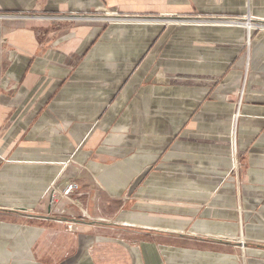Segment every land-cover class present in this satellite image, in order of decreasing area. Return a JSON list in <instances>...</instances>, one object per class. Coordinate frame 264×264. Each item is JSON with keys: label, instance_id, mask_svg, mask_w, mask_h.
I'll list each match as a JSON object with an SVG mask.
<instances>
[{"label": "crops", "instance_id": "0c3cea01", "mask_svg": "<svg viewBox=\"0 0 264 264\" xmlns=\"http://www.w3.org/2000/svg\"><path fill=\"white\" fill-rule=\"evenodd\" d=\"M0 15V264H264V0Z\"/></svg>", "mask_w": 264, "mask_h": 264}, {"label": "built area", "instance_id": "2783aa9c", "mask_svg": "<svg viewBox=\"0 0 264 264\" xmlns=\"http://www.w3.org/2000/svg\"><path fill=\"white\" fill-rule=\"evenodd\" d=\"M3 17H8V16L0 15V19H2ZM46 19H49L51 21H67V22H72L75 20H82V21H87V22L102 21L103 23H110L113 21L120 20V18L117 15L108 14V13L103 16H90V15L89 16H50V17H46ZM160 21L169 22L171 20L160 19ZM230 24L232 25L235 24V25H240V26L245 27L247 29V36H249L250 32L264 29V22L252 21V19L249 16H247L245 19L232 20L230 21ZM239 105H240V102L238 101L236 103L237 113H238ZM237 113L235 115V120L237 117ZM233 132H234V128L232 131V135H233ZM231 160H232L231 174L235 178H237L239 175V171L242 168V165L237 156L234 140L232 141V146H231ZM80 190H81V186L78 183L67 182L59 190H56L51 194V201L53 204H58L61 201H67L69 203L75 204V202L73 201V196L78 194ZM242 245L243 243H241V246Z\"/></svg>", "mask_w": 264, "mask_h": 264}, {"label": "rangeland", "instance_id": "374dc122", "mask_svg": "<svg viewBox=\"0 0 264 264\" xmlns=\"http://www.w3.org/2000/svg\"><path fill=\"white\" fill-rule=\"evenodd\" d=\"M166 20H171V19H166ZM173 20V19H172ZM105 24H108V23H105ZM53 26H55V24H52ZM242 165V164H241ZM73 205V203H70ZM80 216H81V213H80ZM242 247V246H241Z\"/></svg>", "mask_w": 264, "mask_h": 264}]
</instances>
